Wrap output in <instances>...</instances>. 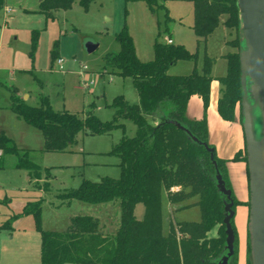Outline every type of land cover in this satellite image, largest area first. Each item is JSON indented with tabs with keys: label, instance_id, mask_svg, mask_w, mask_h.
<instances>
[{
	"label": "trees",
	"instance_id": "1",
	"mask_svg": "<svg viewBox=\"0 0 264 264\" xmlns=\"http://www.w3.org/2000/svg\"><path fill=\"white\" fill-rule=\"evenodd\" d=\"M95 0H39V10L47 17L55 11H67L77 3L84 11ZM141 1L155 15L163 9L164 0ZM191 5L192 31L199 46L222 25L236 38L226 42L232 49L225 56L226 73L214 79L212 58L203 56L200 71L194 67L186 76H171L167 72L178 62H190L194 66L197 52H189L182 45L158 41L167 32L170 18L164 14V30L158 32L153 44V59L142 62L135 55L134 46L126 28L116 34L119 52L104 57V73L129 78L138 97L136 104H129L122 96L112 99L108 108L112 117L101 121L94 114V106L83 118L69 112L52 110L42 98L38 107H30L9 91V111L26 125L35 129L43 138V152L64 153L76 144L79 134L99 137L114 130L122 131V138L107 155L119 161V178L103 177L94 183L82 180L75 189L58 193L55 197L61 205L70 206L76 201L88 205H104L118 202L119 223L112 233L101 226L97 218L76 216L68 220L62 232L46 231L41 222L43 199L27 202L21 215L32 216L35 231L39 235V264H217L225 255V226L223 225L225 197L216 188L215 167L224 186L231 192L232 210L241 203L233 196L226 165L229 161H242L246 165L245 145L229 161L219 159L208 143L205 120L209 104L210 86L216 80L219 96L216 110L224 122H233L238 114L241 120L239 45L240 21L236 0H182ZM5 0H0V10ZM225 18L224 21L221 19ZM36 39L32 38V51ZM234 49V50H233ZM52 59H57L55 51ZM197 97L202 102L201 120L186 117L187 103ZM124 122L135 127V134L128 138ZM169 122H177L191 136L213 149V159L201 146L193 143L181 130ZM30 150L18 149L14 141L0 132V169L6 156H15V168L25 171L34 187L47 191V183L41 186V171L30 158ZM213 161V162H212ZM247 170V169H246ZM248 179V174H247ZM176 188V192L171 190ZM196 199L192 204L188 201ZM164 204L173 207V213L194 205L199 210L198 222H169L164 228ZM142 205L141 220L134 217V209ZM248 208V202L245 203ZM8 219L0 229L10 230ZM234 235L233 255L228 264H237L236 232L233 218L230 220ZM216 229V236L208 233ZM245 264L250 263L249 235L246 232Z\"/></svg>",
	"mask_w": 264,
	"mask_h": 264
},
{
	"label": "rangeland",
	"instance_id": "2",
	"mask_svg": "<svg viewBox=\"0 0 264 264\" xmlns=\"http://www.w3.org/2000/svg\"><path fill=\"white\" fill-rule=\"evenodd\" d=\"M162 4L163 9L153 15L141 1L95 0L86 11L75 3L69 10L55 11L51 17H47L39 10V0H5L0 10V131H4L18 149L30 150L31 161L42 172L48 170L50 177L45 179L42 176L40 184L47 183V191H39L33 186V181L27 180L25 171L15 168V156L4 158L0 169V227L8 219L16 218L10 222V230L0 229V264H33L35 259L38 260L35 248H39V235L35 231L33 218L21 215L22 208L29 201L43 199L41 222L46 231L62 232L68 220L76 216L97 218L110 233L119 223L118 202L88 205L74 201L66 206L61 205L55 196L64 190L77 188L82 180L96 183L103 177L118 179L119 161L107 154L122 138V131L114 130L99 137L79 134L76 144L68 152H43L42 136L9 111L10 90H16L17 95L30 107H38L44 98L52 110L83 118L93 105L94 114L99 120H110L112 110L108 105L113 98L122 96L129 104H136L138 97L129 78L104 73V57L119 52L115 36L125 27L137 59L151 61L158 32L157 23H160V31L164 30L165 12L170 20L166 24L167 32L158 41L165 43L170 36L187 51L197 52L195 66L190 62H178L172 71H187V75L194 67L200 71L203 56L206 55L214 60L212 74H223L225 62L220 56L223 52H231L229 48H224V43L236 38L234 32L230 34L219 25L207 38V45L204 42L197 46L192 31L191 5L182 0H164ZM33 36L36 46L32 51ZM88 42L97 45L92 53L85 50ZM53 51L57 59H52ZM58 59L62 62V69L57 65ZM24 96L27 98L23 99ZM247 98L250 102L248 95ZM252 123L257 140L260 133L258 110L252 112ZM124 125V135L133 137L135 127L130 122H124ZM232 171L233 179H236V170ZM234 181L232 193L239 202L237 198L241 191ZM195 201L193 199L187 204ZM173 209L164 204L165 230L169 222L199 220V210L194 205L174 213ZM143 212L142 205L135 207L136 220L142 219ZM233 213L237 263L245 264L244 237L248 208L241 203ZM215 236L216 229L208 233L209 238Z\"/></svg>",
	"mask_w": 264,
	"mask_h": 264
},
{
	"label": "water",
	"instance_id": "3",
	"mask_svg": "<svg viewBox=\"0 0 264 264\" xmlns=\"http://www.w3.org/2000/svg\"><path fill=\"white\" fill-rule=\"evenodd\" d=\"M240 21L239 66L242 98L240 103L241 127L244 137L246 169L248 174V220L249 250L251 264H264V0H236ZM97 45L85 44L87 53ZM248 97L251 99L248 101ZM258 110L260 133L255 139L252 112ZM183 131L193 143L201 145L213 159V149L200 143L177 122H169ZM213 162V161H212ZM215 167L218 192L225 197L223 225L225 226L224 256L217 264H228L233 255L234 235L230 220L234 213L231 192L227 190Z\"/></svg>",
	"mask_w": 264,
	"mask_h": 264
},
{
	"label": "crops",
	"instance_id": "4",
	"mask_svg": "<svg viewBox=\"0 0 264 264\" xmlns=\"http://www.w3.org/2000/svg\"><path fill=\"white\" fill-rule=\"evenodd\" d=\"M208 39L205 41L204 45H207ZM168 40H170L172 44L174 45H182L179 43L178 44L175 43L173 39H171L170 36L168 37ZM226 42H229V41H226ZM195 43H196V40H195ZM225 43H224V48H229L225 45ZM230 50L232 52V49ZM227 53L223 52L220 56L223 62H225L224 56ZM172 67H175V65ZM172 67L169 69V75L171 76H186L187 75L186 73L187 71H185V73L174 72L172 71ZM222 68H223L222 69L223 74L220 73V75L212 74V69H211V76L214 79L223 77L226 73V62L223 64ZM218 96H219V84L216 80H214L210 86L209 104H208V108L205 114L208 143L214 148L215 154L219 159L229 161L233 158L236 152L242 150L244 147L243 131L241 127V122L238 118V114H236L235 120L231 123L224 122L219 118L217 114V110H216ZM26 98L27 96L23 97V99H26ZM186 117L187 119L194 120V121H197V120L199 121L202 119L203 107H202V102L199 98L192 97L189 99L187 103ZM0 132H3L5 134L4 131H0ZM3 163H4V159H3ZM226 168H227V177H228L231 190H233V186H234L233 181L236 180L234 182L237 183V186L240 188V191H241V194L238 195L237 199L242 204L247 203L248 202V179H247L246 165L242 161H239V162L229 161L226 165ZM232 169L236 170V179H233L235 176H233L234 173ZM27 180L29 181L28 175H27ZM245 243H246V238L244 237V262H245ZM39 251H40V240H39V248L37 250L35 248V255L37 254L38 260L35 259L33 264H39Z\"/></svg>",
	"mask_w": 264,
	"mask_h": 264
},
{
	"label": "built area",
	"instance_id": "5",
	"mask_svg": "<svg viewBox=\"0 0 264 264\" xmlns=\"http://www.w3.org/2000/svg\"><path fill=\"white\" fill-rule=\"evenodd\" d=\"M165 44H172V42L170 41V40H166V42H165ZM57 65L59 66V69H62V67H61V65H62V62H61V60H57ZM172 192H176L177 191V189L176 188H173L172 190H171Z\"/></svg>",
	"mask_w": 264,
	"mask_h": 264
}]
</instances>
